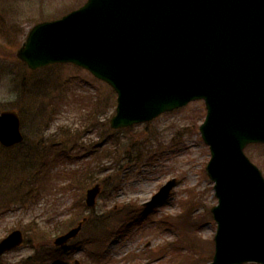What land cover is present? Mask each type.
<instances>
[{"label": "rangeland", "instance_id": "rangeland-1", "mask_svg": "<svg viewBox=\"0 0 264 264\" xmlns=\"http://www.w3.org/2000/svg\"><path fill=\"white\" fill-rule=\"evenodd\" d=\"M82 2L0 0V111L19 113L26 138L21 146L0 149V195L14 194L17 198L13 203L6 202L9 197L0 198L4 202L0 203V240L11 231L20 230L25 240L31 241L3 256L0 264H72L75 260L97 264L87 252L91 250L94 254V248L98 247L87 245L90 232L87 224L68 244L69 255L56 261L50 258L42 261L36 253L53 249L57 234L43 238L31 230L36 225L54 228L57 221L68 219L74 208L78 213L82 211L80 217L88 216L89 220L93 215L111 217L104 225H108L105 234L100 236L104 243L98 264H170L169 256L173 253L169 242L178 238L179 227L163 218H183L185 214H190L199 230L197 251L206 257L213 251L210 242L216 231L209 209L217 200L213 183L205 173L209 150L198 132L205 116L203 103L193 102L151 122L114 130L110 119L116 95L109 86L69 65L30 71L16 58L24 37L35 23L58 18ZM53 98L61 105L51 117L53 108L49 104ZM90 113L92 120L87 123L86 116ZM64 131L66 134L62 135ZM50 139L64 159L57 164L50 160L55 165L45 173L41 164ZM245 153L256 166L264 165L263 147L249 146ZM138 157L141 160L137 162ZM87 168L98 178L114 174L113 179L102 185L103 192L91 212L84 205L90 181L73 173ZM171 179L176 180L171 194L158 205L144 208L143 204ZM191 192L199 205L183 210L181 202L190 200ZM146 209L148 213H144ZM110 211L119 216H109ZM132 212L128 231L126 222ZM116 229L121 230V235L125 232L124 236L114 235ZM159 257L162 259L156 262Z\"/></svg>", "mask_w": 264, "mask_h": 264}, {"label": "water", "instance_id": "water-1", "mask_svg": "<svg viewBox=\"0 0 264 264\" xmlns=\"http://www.w3.org/2000/svg\"><path fill=\"white\" fill-rule=\"evenodd\" d=\"M16 56L30 70L72 63L107 82L117 93L114 129L204 100L199 131L218 200L210 264H264V180L243 154L247 144L264 143V0H87L34 26ZM22 140L18 113L1 112L0 144ZM100 192L98 184L86 191L88 208ZM83 222L54 244L75 238ZM22 242L20 231L9 234L0 257Z\"/></svg>", "mask_w": 264, "mask_h": 264}, {"label": "trees", "instance_id": "trees-1", "mask_svg": "<svg viewBox=\"0 0 264 264\" xmlns=\"http://www.w3.org/2000/svg\"><path fill=\"white\" fill-rule=\"evenodd\" d=\"M19 98H22L21 95ZM51 102L52 103L49 105H52L53 110L51 111V115H52L51 117H53L55 115L56 111H58L61 103H59L55 98H53L51 100ZM65 134H66L65 131L62 132V135H65ZM67 134H68V132H67ZM25 140H26V138H25ZM48 141H49V144L47 145V147H45V151L43 152L42 161H43V159H44V161L41 164V168L44 170L45 173L48 170V168L51 167V164L53 163L51 161L57 162L58 160H60L62 158L61 157L62 154L59 153L58 151H55V141L53 139H50ZM140 160H141V158L138 157L137 161H140ZM28 165H29V163L27 162V166ZM79 176L81 178H83V177L87 178V181H90L89 182L90 185H92L96 182H100L103 185H105L109 182L108 181L109 179H113L112 177L114 176V174H106V176H104L103 178H98V176L95 177L93 170H90V168H87V170L81 172L79 174ZM43 179L45 180L44 177H43ZM14 199L17 200L16 196L14 194H12L9 197L8 202L9 201L12 202V201H14ZM18 200H20V198H18ZM21 201L23 202V198L21 199ZM11 202H9V203H11ZM195 204H196V199L191 198L190 200H187L186 202H184L182 204V206L185 208H189V207L194 206ZM81 210H82V208H81ZM81 212L78 213V210L74 209L70 218H68L67 220H65L63 222H57L55 224L54 228H52V229H50V227L48 225H45V226L36 225L34 227V230H31V231H34V234H35V232L41 234V236L43 238H46V236H48L52 233H56V234L62 233L64 231H66L68 228H70L73 225V223H75L77 220L82 218V217H80ZM108 215L113 216V217L119 216V214L115 213V211H110L108 213ZM94 216L95 215H93V217H92L93 219L92 218H90V220L88 219L87 225H86V226H88V229H92V231H90V232L85 231L90 235L91 238L93 237L95 231L99 230V229H102L101 235H104L105 231L103 230V224L107 223L108 222L107 220L111 218V217L107 218V216H104V214L101 216V218H100V216H98V217H94ZM188 218H189V214H185V216L182 219L177 221V225L179 227L178 228L179 229V239L176 241V244L171 245V248L173 250L172 251L173 254H172V256H170L171 257L170 258V264H203L202 261L204 259H208V258L202 256V252L198 253V251H197V245L200 244L201 239L199 237H197V235L195 233V224L193 222H189ZM93 238L97 239V235H94ZM30 242L31 241H29V239H27L25 241V244H28ZM184 242L186 243L185 246L182 244ZM36 253L40 254L39 250ZM45 256H46V254H45Z\"/></svg>", "mask_w": 264, "mask_h": 264}]
</instances>
